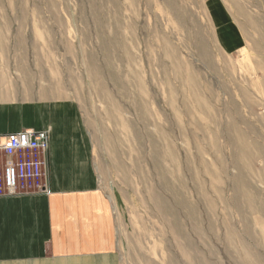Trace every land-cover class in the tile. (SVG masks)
<instances>
[{
  "label": "rangeland",
  "instance_id": "obj_1",
  "mask_svg": "<svg viewBox=\"0 0 264 264\" xmlns=\"http://www.w3.org/2000/svg\"><path fill=\"white\" fill-rule=\"evenodd\" d=\"M57 102L121 264H264V0H0V104Z\"/></svg>",
  "mask_w": 264,
  "mask_h": 264
},
{
  "label": "crops",
  "instance_id": "obj_2",
  "mask_svg": "<svg viewBox=\"0 0 264 264\" xmlns=\"http://www.w3.org/2000/svg\"><path fill=\"white\" fill-rule=\"evenodd\" d=\"M26 128L50 129L49 191L0 196V264H121L112 208L73 105L0 104V144Z\"/></svg>",
  "mask_w": 264,
  "mask_h": 264
},
{
  "label": "built area",
  "instance_id": "obj_3",
  "mask_svg": "<svg viewBox=\"0 0 264 264\" xmlns=\"http://www.w3.org/2000/svg\"><path fill=\"white\" fill-rule=\"evenodd\" d=\"M48 130L23 129L4 137L0 144V196L48 193Z\"/></svg>",
  "mask_w": 264,
  "mask_h": 264
},
{
  "label": "bare ground",
  "instance_id": "obj_4",
  "mask_svg": "<svg viewBox=\"0 0 264 264\" xmlns=\"http://www.w3.org/2000/svg\"><path fill=\"white\" fill-rule=\"evenodd\" d=\"M101 1V0H100ZM113 1H115V0H113ZM117 2V1H116ZM131 2V1H130ZM183 2V1H182ZM132 4V3H131ZM246 8V7H245ZM100 9V8H99ZM177 12V11H176ZM137 13V12H136ZM204 13V12H203ZM178 15V14H177ZM205 16V15H204ZM166 17V16H165ZM188 17V16H187ZM96 19V18H95ZM98 22V21H97ZM103 29V28H102ZM136 29V28H135ZM200 30V29H199ZM134 31V30H133ZM253 32H254V30H253ZM132 34V33H131ZM201 34V33H200ZM107 41V40H106ZM135 43V42H134ZM122 49H124V48H122ZM233 126V125H232ZM236 129V128H235ZM241 135V134H240ZM243 139V138H242ZM252 147V146H251ZM239 153V152H238ZM160 157V156H159ZM240 172V171H239ZM175 175V174H174ZM161 177V176H160ZM178 180V179H177ZM165 184V183H164ZM168 187V186H167ZM174 191V190H173ZM172 191V192H173ZM167 194V193H166ZM252 194V193H251ZM165 201V200H164ZM166 204V203H165ZM260 206V205H259ZM193 210V209H192ZM191 215V214H190ZM192 218H193V216H192ZM228 222H230V221H228Z\"/></svg>",
  "mask_w": 264,
  "mask_h": 264
}]
</instances>
